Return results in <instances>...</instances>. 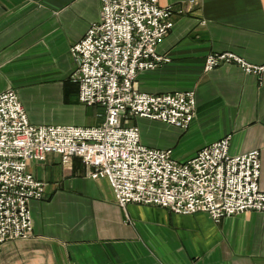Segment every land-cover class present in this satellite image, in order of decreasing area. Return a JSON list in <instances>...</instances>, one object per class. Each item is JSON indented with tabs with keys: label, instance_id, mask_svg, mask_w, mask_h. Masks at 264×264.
Here are the masks:
<instances>
[{
	"label": "crops",
	"instance_id": "crops-1",
	"mask_svg": "<svg viewBox=\"0 0 264 264\" xmlns=\"http://www.w3.org/2000/svg\"><path fill=\"white\" fill-rule=\"evenodd\" d=\"M185 13L158 51L170 58L140 72L139 89L165 93L194 89L197 110L187 130L138 117L142 142L172 149L184 162L226 135L230 153L261 152L264 190V73L237 64L205 71L208 55L233 52L264 64V0H159ZM101 0H0V93L15 89L32 123L93 127L101 106L80 102L72 74V46L101 18ZM46 183L31 203L33 232L0 249V264H264V211L215 222L209 214L117 202L107 178H93L80 157L59 154L30 161Z\"/></svg>",
	"mask_w": 264,
	"mask_h": 264
},
{
	"label": "built area",
	"instance_id": "built-area-1",
	"mask_svg": "<svg viewBox=\"0 0 264 264\" xmlns=\"http://www.w3.org/2000/svg\"><path fill=\"white\" fill-rule=\"evenodd\" d=\"M99 21L71 48L72 74L80 102L105 109L98 126L37 125L30 121L18 92L0 93V249L33 232L31 203L45 195L46 183L29 170L30 161L59 154L65 164L80 157L93 178H107L122 208L130 203L155 205L178 214L205 212L215 222L246 211H264L260 187L261 152L230 153L231 135L180 162L173 150L153 148L141 139L135 118H149L187 130L196 115L194 89L150 93L137 86L140 72L170 58L158 51L185 12L159 0H101ZM237 64L261 75L264 64L249 63L233 52L212 53L209 72Z\"/></svg>",
	"mask_w": 264,
	"mask_h": 264
},
{
	"label": "rangeland",
	"instance_id": "rangeland-1",
	"mask_svg": "<svg viewBox=\"0 0 264 264\" xmlns=\"http://www.w3.org/2000/svg\"><path fill=\"white\" fill-rule=\"evenodd\" d=\"M185 13V12H184ZM183 14V13H182ZM176 15H181V14H176ZM175 21V20H174ZM222 66V65H221ZM73 78V77H72ZM74 80V79H73ZM75 81V80H74ZM76 82V81H75Z\"/></svg>",
	"mask_w": 264,
	"mask_h": 264
}]
</instances>
